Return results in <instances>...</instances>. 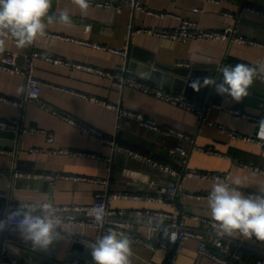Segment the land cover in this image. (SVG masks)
Returning a JSON list of instances; mask_svg holds the SVG:
<instances>
[{"label": "crops", "instance_id": "crops-1", "mask_svg": "<svg viewBox=\"0 0 264 264\" xmlns=\"http://www.w3.org/2000/svg\"><path fill=\"white\" fill-rule=\"evenodd\" d=\"M109 1L121 6V10L106 8L89 3L86 13H81L75 0H52L50 12L66 9L71 16L70 24L53 23L48 25L46 35L36 40L31 46L20 49L11 37L7 38L5 48L18 54L19 63L23 64L32 51L47 53L62 60V63L47 61L44 57L35 59V73L43 81L41 87V103L45 106L29 103L25 108L26 126L37 127L53 134V141L48 140L45 132H26L20 134L14 130L3 129L14 134L13 139L7 133L0 138V191L8 197H0V207L8 202L42 200L54 204L89 205L94 200L95 192L107 187L110 190H121L139 194L141 198L117 199L116 208L138 210L145 208L162 211L185 210L204 217H211L207 199L191 198L184 192L209 193L214 179L188 177L180 186L175 206H168L148 196H158L159 188L167 186L174 178L150 163L114 147L103 139L139 152L153 159L171 163L181 168L180 156H174L170 150L179 145L190 153L188 167L195 171L230 173V183L236 178L242 180L241 190L259 194L264 189V146L257 140L232 139L227 131L220 127L235 129L256 136L258 126L248 120L236 119L224 109H213L210 120L213 124L200 127V119L194 112L172 105L152 94H147L130 87L120 88L113 77L97 71L79 69L73 64H82L102 69L113 74L119 73V67L126 65L131 74L142 81L174 92H185L190 98L208 100L211 87L195 92L192 88L179 91L172 86H164L150 79L143 78L141 68L133 69L127 56L111 52L106 48H123L128 46L129 52L139 56L152 58L150 65L160 63L164 67L192 69L193 77L215 78L218 67L225 59L235 63L264 65V48L249 46L227 40L188 39L184 42L164 39L136 29H175L182 19L195 21L205 29L237 28L239 33L264 42V14L246 9L254 5L264 9V0H137L145 8L154 11L149 14L141 9H133L125 4V0H91ZM224 11L233 14L225 16ZM164 13V14H163ZM132 26V28H131ZM100 46V47H98ZM129 54V55H130ZM178 62L192 63V67H176ZM143 68L145 63L139 61ZM163 71V70H162ZM23 88L21 92L20 89ZM26 90V79L22 75L0 69V93L12 99H20ZM93 98L119 105L122 109L143 114L152 119L162 129H173L190 135L194 143L201 147H210L218 154H209L193 149V142L178 135H166L163 131L142 125L137 119L96 102ZM226 106L238 107L226 101ZM49 105L57 109L56 114L46 109ZM242 108L252 115H264V96L249 92L244 98ZM20 109L10 103L0 101V119L14 120ZM62 113V114H61ZM62 115L89 124L95 132L88 134L81 128L66 121ZM31 149H38L30 152ZM86 152L99 155L62 154L59 150ZM111 159V165L107 161ZM252 164L254 167H246ZM14 165L18 169L47 172L52 174L78 175L99 179L98 182L75 181L58 178L55 182L24 180L23 186L16 183L22 179H12ZM258 167V169L256 168ZM108 180V184L100 182ZM47 183L44 185V183ZM154 182L155 187L150 188ZM148 218L155 224L158 220L167 221L162 216H128L135 228H141V221ZM187 224L204 231L208 225L188 219ZM63 244L50 247L61 259H66L67 247L71 242L70 233L74 236L96 238L97 232L90 226L64 224L60 229ZM9 251L12 257L26 260L12 242H25L16 231L8 234ZM237 238H222L230 252L241 255L242 264H249L260 257L264 244L260 241ZM60 240V241H61ZM81 242V241H78ZM199 239L186 241L176 264H216L199 254ZM28 243V242H25ZM82 243V242H81ZM30 244V243H29ZM214 251L219 248L209 242ZM131 264H165L166 253L152 251L149 248L132 243ZM230 254V253H229ZM76 260L85 264H93L91 253L76 256ZM75 260V261H76ZM27 261V262H26ZM74 261V262H75Z\"/></svg>", "mask_w": 264, "mask_h": 264}, {"label": "built area", "instance_id": "built-area-1", "mask_svg": "<svg viewBox=\"0 0 264 264\" xmlns=\"http://www.w3.org/2000/svg\"><path fill=\"white\" fill-rule=\"evenodd\" d=\"M208 1H217V0H208ZM89 3L94 4L96 6L106 7V8H115L117 10H121V6L113 5L109 1H91ZM125 4L131 6L133 9H141L146 13L152 14L154 11H151L144 6H142L137 0H125ZM247 10L258 12L264 14V9L259 8L254 5L246 6ZM164 14V13H163ZM223 14L228 17H232L233 14L224 11ZM132 28V26H131ZM137 32L145 31L150 34H154L160 36L164 39H171L174 41L184 42L188 39H205V40H227L234 41L240 44H245L249 46H259L264 48V42L256 40L252 37L246 36L244 34L239 33L237 28L228 27L227 29H205L200 27L195 21L190 19H182L179 26L175 29H144L138 28ZM13 40V39H12ZM14 41V40H13ZM15 42V41H14ZM100 47V46H98ZM102 49H108L111 52L122 54L127 56L129 47L123 48H106L101 47ZM44 57L47 61H52L55 63H62V60L59 58H55L47 53H42L39 51H32V54L29 58L23 63H19L18 54L15 51L8 50L4 48L3 52H0V69L7 70L11 73L22 75L26 79V90L24 95L20 99H12L8 96L2 95L0 93V101L14 104L16 105L20 111L18 116L14 120H3L0 119V128L2 129H10L14 130L20 134L34 131V132H45L47 133L48 140L53 141V134L46 132L44 130H40L37 127H29L26 126L23 122L25 121V108L29 103H35L45 106L41 103V87L43 85V81L36 75L35 73V59ZM235 62H231L227 59L222 61L218 69L225 65L234 66ZM192 63L188 62H178L176 66L179 67H192ZM76 68H83L88 71H97L101 74L108 75L109 77H113L116 85L120 88L130 87L134 90H138L147 94H152L172 105L181 107L187 111L194 112L198 115L200 119V127H205L206 125L213 124L210 120V112L217 109H224L226 111L231 112L236 119H246L250 123L255 126H258L259 121L264 120V115H252L248 111L242 108V104L244 98L241 102H235L232 100L230 96H220L216 94L213 88H211L210 98L208 100H197L190 98L184 92H174L172 90H165L161 87L152 85L148 82L142 81L139 78L133 76L126 65L119 67V73L113 74L108 71H104L102 69H96L91 66H84L82 64H73ZM221 73L215 76V79L219 82ZM257 79L264 81V76H260ZM96 102H101L106 106L117 110L120 114H126L130 117L137 119L142 125L150 127L152 129L163 131L166 135H178L179 137L188 139L193 142V149L198 151H204L209 154H218L221 155L216 150L208 147H201L194 143L193 138L190 135L185 133L173 130V129H162L160 128L156 122L152 119L146 118L141 113H136L133 111H129L126 109H122L119 105L108 103L106 101H102L98 98H93ZM230 101L238 105V107H229L224 104V102ZM46 109L52 111L56 114H60L57 109H53L51 106L47 105ZM62 114V113H61ZM63 118L69 123L78 126L84 132L88 134H92L95 132V129L87 123L77 121L69 116L62 115ZM222 132L227 131L232 139H244V140H257L262 146H264V141H261L257 138V136L253 134H248L242 131H237L235 129H227L225 126L220 127ZM104 142H109L114 145V147L119 148L120 150L126 151L147 163L152 164L153 166L159 168L163 172L171 175L174 179L167 185L159 188L158 196H148V199H154L158 202H161L168 206H175L176 197L178 196V192L182 183L188 177H197L204 179H214L216 177H220L221 179H226L227 182L230 183V173H213V172H202L195 171L188 167L189 162V151L185 149L183 146L179 145L170 150L171 154L174 156L181 157L182 167L179 168L171 163H164L153 159L152 157L146 156L139 152L133 151L127 147L119 145L114 141L103 139ZM38 149H31L30 152H36ZM1 153L8 152L5 149H0ZM59 153L69 154L74 153L77 155H89L93 157H99V155L93 153L86 152H75L70 150H59ZM107 161L111 165V159H107ZM246 167H254L252 164H246ZM255 168V167H254ZM258 169V167H256ZM0 174H4L3 171H0ZM58 178H68L74 179L75 181H92L98 182L99 179L86 177V176H78V175H66V174H52L47 172H37V171H28L18 169L15 165L12 172V179H22L27 181L34 180H48L55 182ZM101 183L108 184V180L101 179ZM156 185L154 182L150 183V188H154ZM241 190V189H240ZM242 191V190H241ZM248 194H254L252 192H247ZM209 193H198V192H184V195L191 198L198 199H207ZM0 197H8L6 192L0 191ZM127 198H141V195L129 193L127 191L121 190H110L107 187L98 189L94 194V200L89 205L82 204H54L57 208L58 215L62 221V225H83L90 226L94 228L97 232L96 238L105 233L108 228H114L117 231L126 232L132 242L134 244H140L152 251H162L166 253L165 264H176L178 257L180 256L183 247L186 241L190 238L199 239V247L198 251L200 256L207 257L211 259L216 264H242L241 255L238 252H230L229 247H227L224 243V240L220 237H217L214 230L212 229V221L211 217H204L202 215L196 213H190L185 210L175 209L174 211H162L159 209L145 208L138 210H129L126 208H116L114 207V202L117 199H127ZM26 202V201H21ZM21 202H13L10 200L8 205L5 207H0V218H3L8 211L15 209L19 203ZM102 204L108 215L106 217V223L101 227L96 224L94 220L88 216V211L91 207ZM131 214L137 216H162L167 219L164 223L166 227H168L170 232L176 233L175 241H171L169 238L163 235L162 230H156L154 227L149 226V219L145 218L141 221L142 229L135 228L131 225L128 216ZM188 219H193L195 221L203 222L208 225V227L202 231L197 227H191L187 224ZM154 225V224H153ZM13 231H16L14 228H9L3 232H0V264H24L20 259L14 258L9 254L8 234H11ZM62 236H67L66 234H62ZM70 238L74 241H94L96 238H88V237H79V236H70ZM255 239V238H254ZM258 241L257 239H255ZM209 242L216 245L219 248V251H214L210 248ZM264 244V241H260ZM230 253V254H229ZM73 264H82V261L76 260ZM249 264H264V251L260 257L255 259L253 262Z\"/></svg>", "mask_w": 264, "mask_h": 264}, {"label": "clouds", "instance_id": "clouds-1", "mask_svg": "<svg viewBox=\"0 0 264 264\" xmlns=\"http://www.w3.org/2000/svg\"><path fill=\"white\" fill-rule=\"evenodd\" d=\"M81 13H86L89 0H75ZM52 0H0V52L4 51L7 38L11 37L18 48L31 46L44 37L48 25L53 23L70 24L68 10L50 12ZM222 79L206 76L196 77L189 83L195 92L211 87L220 96H230L233 101L241 102L249 95V88L258 77L264 76V65L237 63L217 69ZM23 91V88L20 89ZM256 136L264 141V120L259 121ZM242 180L236 178L231 183L220 177L214 182L207 196L212 229L217 237L252 239L264 241V189L259 194L245 195L240 190ZM108 213L100 204L91 207L88 216L101 227L106 223ZM62 221L56 206L50 201L33 200L21 202L0 218V232L14 228L20 238L30 243L35 251H48L62 239ZM149 226L162 230L163 235L175 241L176 233L170 232L163 220ZM75 235V232L70 233ZM91 250L93 264H131L132 240L124 231L114 228L108 230L94 241H81Z\"/></svg>", "mask_w": 264, "mask_h": 264}, {"label": "water", "instance_id": "water-1", "mask_svg": "<svg viewBox=\"0 0 264 264\" xmlns=\"http://www.w3.org/2000/svg\"><path fill=\"white\" fill-rule=\"evenodd\" d=\"M129 54L130 52L128 50V54H127V57H129L128 62L133 69L136 70L138 67L141 68L143 71V75L141 76L143 78L150 79L157 83H162L164 86L170 87L173 84H175L173 86L176 90L184 91L188 88L190 81L195 76V71L190 68L178 69L172 67H164L163 65H160V63H156L155 66L153 67L150 65L152 62L154 63V60L152 58L139 56L136 53H131L130 55ZM139 61L145 63L143 68L139 65ZM220 79H222V74L220 75ZM249 92L264 96V81L259 79L255 80L253 85L250 86ZM6 133L10 135L11 139H13L12 137H14V134L12 132H7L4 131L2 128H0V138ZM16 183H18L19 186H23L24 180H18ZM36 183H37L36 181H31L30 185H35ZM46 184L47 183L45 182L44 185ZM58 243L63 244V240L53 244L52 246H56L58 245ZM12 244L20 250L19 254L23 258H25L26 260H30V262L26 261L27 262L26 264H73L74 261L76 260L75 259L76 256H84L86 251L89 254L91 253L90 249L86 248L83 243L78 241L71 242L68 244L66 259L59 258L54 254V252H50L49 250L46 252L35 251L32 249L29 243L18 241V242H12ZM10 256L12 255L10 254ZM20 260L22 261L23 259ZM82 264L85 263L83 262Z\"/></svg>", "mask_w": 264, "mask_h": 264}]
</instances>
